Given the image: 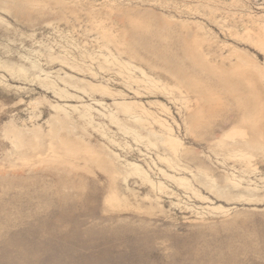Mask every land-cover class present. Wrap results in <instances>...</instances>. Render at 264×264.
Wrapping results in <instances>:
<instances>
[{"label":"rangeland","instance_id":"1","mask_svg":"<svg viewBox=\"0 0 264 264\" xmlns=\"http://www.w3.org/2000/svg\"><path fill=\"white\" fill-rule=\"evenodd\" d=\"M0 264H264V0H0Z\"/></svg>","mask_w":264,"mask_h":264}]
</instances>
